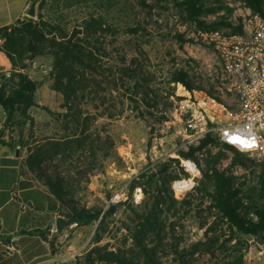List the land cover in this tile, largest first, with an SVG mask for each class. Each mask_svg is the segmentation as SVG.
Returning <instances> with one entry per match:
<instances>
[{
	"label": "rangeland",
	"instance_id": "1",
	"mask_svg": "<svg viewBox=\"0 0 264 264\" xmlns=\"http://www.w3.org/2000/svg\"><path fill=\"white\" fill-rule=\"evenodd\" d=\"M34 1L36 11L39 0ZM56 1L48 0V5L54 2L62 8L63 4ZM183 2L115 0L118 6L107 12H93L116 29L101 32L99 45L92 44L101 51L95 58L106 76L108 70L121 66L116 63L117 47L123 48L125 67L133 72L132 78L124 80V86L119 84L118 91H110L106 82L101 86L104 90L88 85L79 92L77 100L67 104L53 88L48 54L27 66L25 73L39 85L36 106L29 109L25 120L16 115L2 136L3 142L22 157L23 172L35 175L47 188L46 177L64 181L62 191L68 194L64 196L67 202L60 203L59 213L63 216L74 207L105 212L110 205L120 203L104 223L99 219L86 227L73 224L61 233L55 232L50 240L52 257L73 255L81 264H114L100 260L99 255L105 250L123 256V264H147L133 236L143 218L151 215L161 223L165 235L160 241L153 234L141 237L153 264H226L228 252L240 251L244 254L243 264H264V241L238 232L226 218L221 221L211 198L195 193L201 180L199 169L192 176L180 163L197 160L200 168L206 169L209 160L215 161L212 167L238 191L236 197L242 206L237 211L244 218L255 220L245 207L250 204L248 197L264 205V160L258 162L247 156L250 161L244 165L235 163L233 154L217 141L194 151L192 158L181 157V152L198 147L202 139L187 142L175 111L187 91L210 89L220 94L222 90L228 102L234 101V93L227 90L231 77L222 68L214 47L203 38L202 34L208 31L202 29L200 22L211 25L238 20L248 5L243 0H199L200 17L196 21L190 20L180 6ZM31 19L36 20V15ZM72 26L65 31L69 32ZM132 28L135 33L126 32ZM179 75H185L196 88L187 90L174 81V76ZM10 77L11 73L6 77L0 72V84ZM110 113L114 118L108 119ZM165 163L171 166L161 173ZM147 170L153 175L152 180L148 175L141 180L142 189L130 192L131 181ZM189 179L194 184L192 189L176 193V188L185 183L176 184ZM157 189L164 192L165 201L156 209ZM196 197L201 199L195 200ZM210 227L215 233L208 232V237L219 239L212 254L195 252L201 249L200 242L205 241V231ZM228 227L234 231L233 240H228ZM237 239L246 248L238 246Z\"/></svg>",
	"mask_w": 264,
	"mask_h": 264
},
{
	"label": "trees",
	"instance_id": "2",
	"mask_svg": "<svg viewBox=\"0 0 264 264\" xmlns=\"http://www.w3.org/2000/svg\"><path fill=\"white\" fill-rule=\"evenodd\" d=\"M243 1L253 12H259L264 9L263 0ZM56 2L58 5L62 3L63 6H60L62 8L56 6L54 2L48 5V0H39L38 7L36 8V20L25 17V19H18L14 23L0 28V72L9 71L12 75L9 79L5 78L4 83L0 84V106L5 115L4 130L14 123L16 115L25 120L28 117L29 109L36 106L35 94L39 85L28 77L25 70L29 64L40 56L46 54L50 56L52 61L51 77L53 79V88L63 96L67 104L77 100L79 92L85 86L90 85L104 90L101 86L106 82L110 84V91L113 89V91H118L119 84H121L120 86H124V80L133 77V72L131 74L129 69L125 67L126 56L122 47H117L116 49L114 47L117 66H121H118L115 70H108L107 76L95 58V55L99 54L97 52H101L92 45H99L98 35L101 32H115L116 29L115 27H110L101 15L95 17L93 12L98 13L99 10L106 11L116 5L118 6L115 0H57ZM180 6L187 11L190 20L197 21L199 19L201 9L199 0H184ZM83 10H87L89 13H82ZM66 11H69V13H65ZM82 14H85V16L81 18ZM69 25L73 26L67 32L65 28ZM225 25L224 21L211 25L200 22V26L205 31H213ZM126 32L135 33L136 29H127ZM185 78V75L174 76V81L181 83L187 90L195 89L196 87ZM114 116V114L110 113L108 119H112ZM1 134L3 136V133ZM213 141L217 140L209 134L200 141L198 147H191L189 152H181L180 156L185 159L192 158L194 151L202 149L206 144ZM217 143L219 142L217 141ZM220 145L233 154L235 163L244 165L245 161H250L246 155L239 153L235 149L223 144ZM34 163L38 171H40L39 162L35 160ZM194 163L201 174L199 187H196L195 191L197 192L195 193H200L202 196L211 198L214 207L221 214V221L226 218L232 225L236 226L238 232L251 237L259 236L264 241V205L256 202L252 197H248L250 204L245 207L246 212L254 214L256 219L249 220L244 218L237 211V207L242 206L240 199L236 197L238 193L237 189L233 185H228V181L223 174L217 172L212 167L215 161L209 160L206 169L200 168L197 160ZM170 166V163H165L161 166L160 172L166 173ZM149 171H144L131 181L129 185L130 192L136 188H143L144 185L141 180L150 174ZM262 176L264 177V172ZM152 177L153 175H149L148 179L151 181ZM45 182L48 185L50 193L59 203L67 202L64 196L68 194V191H62L64 181L61 178L54 180L46 177ZM153 184L156 186V182ZM157 191L156 209L161 202L165 201L164 192L159 189ZM261 198L260 196L259 200ZM200 199V197L195 198V200ZM119 205L120 203L110 205L109 209L105 212L86 207H74L69 209L70 212L67 215L63 216L59 214L64 218L73 219L76 226L86 227L99 221V219L100 223H104L107 217L114 214ZM228 228V240H233L235 238L234 231L231 227ZM208 232L215 233V230L211 227L206 229L205 241L200 242L199 246H201V249H196L195 252L200 250L205 252V254H212V250H214V246L218 243L219 239L218 237H208ZM45 233L49 234L50 228H47L45 231L36 232L41 240H45L50 248H52L53 244L47 240L44 235ZM149 234H153L158 241L165 236L163 226L156 217H151V215L143 218V224L139 231L134 233L133 238L141 254L145 256V262L153 264L152 255L147 253L148 250L142 244L141 239L144 235L148 236ZM236 244L241 248L243 246L246 248L245 243H242L239 239L236 240ZM102 253L99 255L100 260L114 264L124 263V257L118 253L112 251L105 252V250ZM225 258L228 260L226 264H243L244 254L241 251L238 254L228 252ZM87 264L90 263L87 262Z\"/></svg>",
	"mask_w": 264,
	"mask_h": 264
},
{
	"label": "built area",
	"instance_id": "3",
	"mask_svg": "<svg viewBox=\"0 0 264 264\" xmlns=\"http://www.w3.org/2000/svg\"><path fill=\"white\" fill-rule=\"evenodd\" d=\"M225 26L202 34L211 44L224 71L231 77L228 102L224 92H186L176 108L177 121L188 138L197 143L212 135L223 145L255 161L264 160V9L247 7L238 20H225ZM8 77V71L3 72ZM234 102V103H233ZM181 167L194 175L198 168L191 160H180ZM176 188L182 194L192 189V180Z\"/></svg>",
	"mask_w": 264,
	"mask_h": 264
},
{
	"label": "crops",
	"instance_id": "4",
	"mask_svg": "<svg viewBox=\"0 0 264 264\" xmlns=\"http://www.w3.org/2000/svg\"><path fill=\"white\" fill-rule=\"evenodd\" d=\"M33 1L0 0V28L27 16ZM4 121L0 106V264H81L73 255L52 257L36 234L50 228L44 235L51 240L56 219L63 217L60 203L38 177L23 172L20 154L3 142Z\"/></svg>",
	"mask_w": 264,
	"mask_h": 264
},
{
	"label": "water",
	"instance_id": "5",
	"mask_svg": "<svg viewBox=\"0 0 264 264\" xmlns=\"http://www.w3.org/2000/svg\"><path fill=\"white\" fill-rule=\"evenodd\" d=\"M36 15L35 11V1H33L27 11V16L29 18H34ZM74 224V220L71 218L58 217L55 221V228L57 233H61L64 228L69 227Z\"/></svg>",
	"mask_w": 264,
	"mask_h": 264
}]
</instances>
